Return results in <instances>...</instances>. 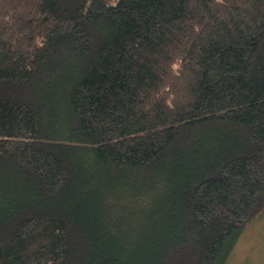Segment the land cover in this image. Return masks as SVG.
<instances>
[{"label": "trees", "instance_id": "obj_1", "mask_svg": "<svg viewBox=\"0 0 264 264\" xmlns=\"http://www.w3.org/2000/svg\"><path fill=\"white\" fill-rule=\"evenodd\" d=\"M264 212V0H0V264H226Z\"/></svg>", "mask_w": 264, "mask_h": 264}, {"label": "rangeland", "instance_id": "obj_2", "mask_svg": "<svg viewBox=\"0 0 264 264\" xmlns=\"http://www.w3.org/2000/svg\"><path fill=\"white\" fill-rule=\"evenodd\" d=\"M226 264H264V212L244 227Z\"/></svg>", "mask_w": 264, "mask_h": 264}]
</instances>
